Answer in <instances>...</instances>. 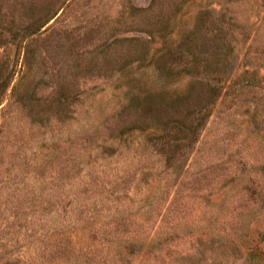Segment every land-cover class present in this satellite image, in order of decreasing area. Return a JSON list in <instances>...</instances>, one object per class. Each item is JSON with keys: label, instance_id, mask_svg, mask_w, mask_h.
I'll list each match as a JSON object with an SVG mask.
<instances>
[{"label": "rangeland", "instance_id": "374dc122", "mask_svg": "<svg viewBox=\"0 0 264 264\" xmlns=\"http://www.w3.org/2000/svg\"><path fill=\"white\" fill-rule=\"evenodd\" d=\"M0 264H264V0H0Z\"/></svg>", "mask_w": 264, "mask_h": 264}]
</instances>
